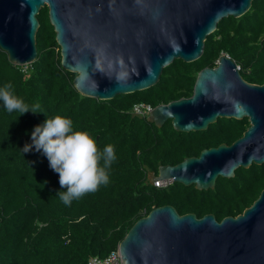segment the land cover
Returning a JSON list of instances; mask_svg holds the SVG:
<instances>
[{"label":"trees","instance_id":"obj_1","mask_svg":"<svg viewBox=\"0 0 264 264\" xmlns=\"http://www.w3.org/2000/svg\"><path fill=\"white\" fill-rule=\"evenodd\" d=\"M37 18L33 62L13 64L0 49V88L10 84L26 105H39V112L19 115L0 100V264H89L91 256L115 250L131 226L156 207L171 205L180 215L198 218L213 214L221 221L241 214L259 196L264 163L240 167L231 178L219 176L213 188L202 190L177 182L156 187L148 179V172L157 175L162 165L232 144L249 126L247 118H219L205 130L181 132L170 120L159 127L131 109L139 102L155 107L191 96L198 72L215 67L223 54L236 62L247 82L264 83V0H252L240 17L220 20L198 59H175L151 87L107 100L76 90V74L61 65L47 6ZM57 115L70 119L73 130L88 133L98 151L112 145L116 155L107 169L109 183L70 205L56 195L66 188L31 139L37 125ZM28 145L31 150L24 152Z\"/></svg>","mask_w":264,"mask_h":264},{"label":"water","instance_id":"obj_2","mask_svg":"<svg viewBox=\"0 0 264 264\" xmlns=\"http://www.w3.org/2000/svg\"><path fill=\"white\" fill-rule=\"evenodd\" d=\"M252 0H0V49L11 63L37 57V18L47 6L62 67L82 95L107 100L154 85L175 59L192 62L223 18L240 17ZM219 118H247L232 144L203 149L175 165H162L154 181L197 189L264 163V83L247 82L236 62L221 55L197 74L189 97L160 104L147 119L171 121L181 132L205 130ZM123 264H264V189L233 217L180 215L171 205L139 218L119 243Z\"/></svg>","mask_w":264,"mask_h":264},{"label":"clouds","instance_id":"obj_3","mask_svg":"<svg viewBox=\"0 0 264 264\" xmlns=\"http://www.w3.org/2000/svg\"><path fill=\"white\" fill-rule=\"evenodd\" d=\"M9 89L10 84L0 88V100L8 112L15 111L19 115L29 110L39 112V105L29 107ZM31 139L35 149H42L47 156L49 167L59 174L60 187L66 191L56 195L65 205L109 183L107 169L116 159L114 147L107 145L98 151L95 140L88 133L73 130L70 119L59 115L47 118L34 128ZM32 145L24 147V152L31 150ZM101 160L102 166L99 165Z\"/></svg>","mask_w":264,"mask_h":264},{"label":"built area","instance_id":"obj_4","mask_svg":"<svg viewBox=\"0 0 264 264\" xmlns=\"http://www.w3.org/2000/svg\"><path fill=\"white\" fill-rule=\"evenodd\" d=\"M239 69V67H238ZM153 106L149 103L139 102L135 103L131 109L132 114L147 117L150 112L153 110ZM173 180H165V181H154V185L156 187H165L168 184L172 183ZM89 264H123V258L119 251V246L111 251L105 257L91 256L89 258Z\"/></svg>","mask_w":264,"mask_h":264}]
</instances>
